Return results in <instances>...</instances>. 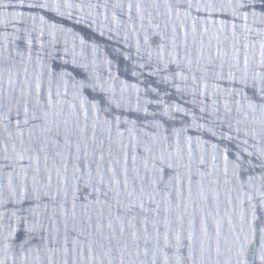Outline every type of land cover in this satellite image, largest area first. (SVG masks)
<instances>
[{
  "label": "water",
  "instance_id": "obj_1",
  "mask_svg": "<svg viewBox=\"0 0 264 264\" xmlns=\"http://www.w3.org/2000/svg\"><path fill=\"white\" fill-rule=\"evenodd\" d=\"M0 264H264V0H0Z\"/></svg>",
  "mask_w": 264,
  "mask_h": 264
}]
</instances>
